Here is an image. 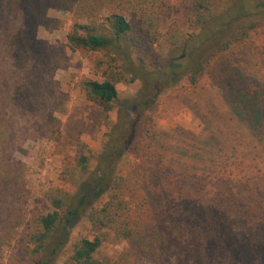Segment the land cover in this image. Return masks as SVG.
<instances>
[{"label":"trees","instance_id":"16d2710c","mask_svg":"<svg viewBox=\"0 0 264 264\" xmlns=\"http://www.w3.org/2000/svg\"><path fill=\"white\" fill-rule=\"evenodd\" d=\"M51 9L72 14L71 47L100 55L99 78L83 79L81 86L107 123H101L106 132L94 165L87 143H71L59 173L64 187L51 186L43 195L46 211L30 219L31 187L26 165L15 156L22 133L14 121L29 108V93L15 76L29 81L34 64L46 61L38 34L57 23ZM174 12L181 18L173 19ZM263 26L264 0H0V66L11 67L0 79V264H7L6 249L16 243L22 264H58L84 219L97 234L80 239L69 264H137L141 256L156 264H264L263 199L235 190L229 173L215 175L204 196L202 175L178 172L166 160L150 112L185 81L196 89L220 55ZM150 47L163 63L144 57ZM136 81L142 83L136 96L122 99V87ZM142 152L144 189L155 188L157 201L152 207L144 197L152 208L149 230L136 216L134 186L119 173L124 158ZM157 164L167 174L154 172ZM190 178L194 190L184 191L180 181ZM105 242L127 245L118 262L100 255Z\"/></svg>","mask_w":264,"mask_h":264},{"label":"rangeland","instance_id":"374dc122","mask_svg":"<svg viewBox=\"0 0 264 264\" xmlns=\"http://www.w3.org/2000/svg\"><path fill=\"white\" fill-rule=\"evenodd\" d=\"M48 16L57 23L40 27L38 34L48 54L45 61L48 64L36 62L29 81L22 75L15 76L22 90L29 93V108L21 110V116L17 115L14 121L18 133H22L15 156L26 165L31 187L27 202L30 219L46 211L43 195L51 186L64 187L59 173L73 151L71 143L77 139L87 143L94 165L106 132L101 123H107L101 117L102 109L86 99L81 86L83 79L99 78L100 55L78 51L68 44L71 13L51 9ZM172 18L180 19L181 15L174 12ZM158 54L156 47L144 51V57L154 61V65L162 61ZM7 70L0 66V79L9 75ZM141 88L140 81L122 87L121 98L131 100ZM31 109L34 115L26 112ZM150 112L157 135L165 141L166 160L175 164L178 172L202 175L201 182L206 185L204 196L213 189L215 175L229 173L235 190L264 201V26L243 44L220 55L196 89L185 81L162 95ZM113 117L115 121L116 115ZM153 167L154 172L167 174L166 167L159 164ZM119 173L127 178L130 187L134 186L133 200L140 225L145 230L151 229L152 208L144 205V197L152 207L157 201L152 199L155 188L147 185L144 189V152L124 158ZM185 180L180 181L184 191H193L194 181ZM96 234L97 230L82 220L58 264H69L80 239ZM126 250V244L105 242L100 255L118 262ZM5 255L7 264L24 262L17 243L6 249ZM137 264L156 263L141 256Z\"/></svg>","mask_w":264,"mask_h":264}]
</instances>
